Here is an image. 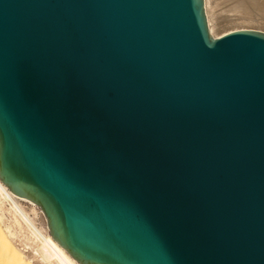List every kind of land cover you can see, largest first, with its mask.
I'll return each mask as SVG.
<instances>
[{
	"label": "water",
	"instance_id": "1",
	"mask_svg": "<svg viewBox=\"0 0 264 264\" xmlns=\"http://www.w3.org/2000/svg\"><path fill=\"white\" fill-rule=\"evenodd\" d=\"M0 181L78 264H264V31L0 0Z\"/></svg>",
	"mask_w": 264,
	"mask_h": 264
},
{
	"label": "bare ground",
	"instance_id": "2",
	"mask_svg": "<svg viewBox=\"0 0 264 264\" xmlns=\"http://www.w3.org/2000/svg\"><path fill=\"white\" fill-rule=\"evenodd\" d=\"M215 5L214 0H203L207 29L213 37L223 35H218L216 29L227 23L219 20ZM245 6L254 11L255 15H243L236 21L252 24V28L264 31V0H238L234 9L241 10ZM239 25L245 28L244 24ZM0 228V247H3L0 264H78L51 238L40 207L28 199L12 194L1 181Z\"/></svg>",
	"mask_w": 264,
	"mask_h": 264
},
{
	"label": "rangeland",
	"instance_id": "3",
	"mask_svg": "<svg viewBox=\"0 0 264 264\" xmlns=\"http://www.w3.org/2000/svg\"><path fill=\"white\" fill-rule=\"evenodd\" d=\"M219 1H220V3H219ZM214 2L216 4L215 5V12L217 14V17L219 18L220 21L227 22L224 27H220V28L216 29V32L219 33L218 35L225 34L229 31H232V30H235L238 28H243V26H240L239 24H244L245 28L255 29V28L251 27V26H253L252 24L241 23V22L239 23L238 21H236V20H238L239 17H242L243 15H255L254 14L255 12L254 11L252 12V10L246 6L241 10H239V9L235 10L234 6L238 2V0H214ZM239 13H240V15H239ZM235 26H236V28H234ZM0 232H1V228H0ZM0 234H2V232ZM1 239H2V235L0 237V246H2L1 245ZM1 250L3 251V247L2 248L0 247V252H2Z\"/></svg>",
	"mask_w": 264,
	"mask_h": 264
}]
</instances>
